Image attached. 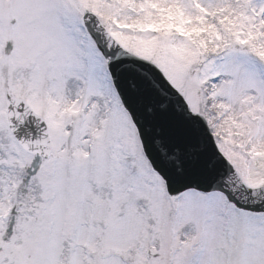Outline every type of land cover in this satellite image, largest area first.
I'll use <instances>...</instances> for the list:
<instances>
[{"label":"snow or ice","instance_id":"snow-or-ice-1","mask_svg":"<svg viewBox=\"0 0 264 264\" xmlns=\"http://www.w3.org/2000/svg\"><path fill=\"white\" fill-rule=\"evenodd\" d=\"M0 264H264V0H0Z\"/></svg>","mask_w":264,"mask_h":264}]
</instances>
